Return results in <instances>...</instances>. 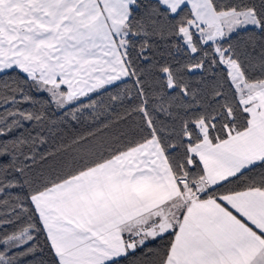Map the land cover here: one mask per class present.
Masks as SVG:
<instances>
[{
	"label": "snow or ice",
	"instance_id": "6c2138e0",
	"mask_svg": "<svg viewBox=\"0 0 264 264\" xmlns=\"http://www.w3.org/2000/svg\"><path fill=\"white\" fill-rule=\"evenodd\" d=\"M0 264H264V0H0Z\"/></svg>",
	"mask_w": 264,
	"mask_h": 264
}]
</instances>
